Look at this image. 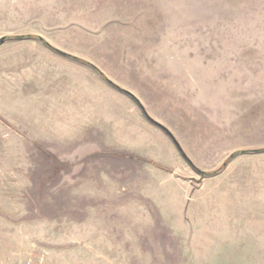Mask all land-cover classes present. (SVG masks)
Segmentation results:
<instances>
[{"label":"rangeland","instance_id":"1","mask_svg":"<svg viewBox=\"0 0 264 264\" xmlns=\"http://www.w3.org/2000/svg\"><path fill=\"white\" fill-rule=\"evenodd\" d=\"M0 38V264H264V0H0Z\"/></svg>","mask_w":264,"mask_h":264},{"label":"water","instance_id":"2","mask_svg":"<svg viewBox=\"0 0 264 264\" xmlns=\"http://www.w3.org/2000/svg\"><path fill=\"white\" fill-rule=\"evenodd\" d=\"M3 40V38H0V41H2ZM125 92L127 93V94H129V95H131L132 96V93H130L129 91H127V90H125ZM145 113V112H144ZM145 115H147L146 113H145ZM147 117L151 120V121H153L154 123H156L158 126H160L161 128H164V129H166L163 125H161L160 123H158V122H156V121H154L152 118H150L148 115H147ZM172 137V136H171ZM172 139H173V141H175L174 140V138L172 137ZM175 144L177 145V147L179 148V150L181 151V149H180V147H179V145H178V143L175 141ZM184 155V154H183ZM185 156V155H184ZM186 157V156H185Z\"/></svg>","mask_w":264,"mask_h":264},{"label":"trees","instance_id":"3","mask_svg":"<svg viewBox=\"0 0 264 264\" xmlns=\"http://www.w3.org/2000/svg\"><path fill=\"white\" fill-rule=\"evenodd\" d=\"M84 62H86V61H84ZM88 63V62H87ZM98 70V69H97ZM99 73L103 76V73L101 72V71H99ZM144 112V111H143ZM150 120V119H149ZM163 130H165L166 131V129H164V128H162ZM167 133H169L168 131H166ZM208 174V173H207ZM210 174V173H209Z\"/></svg>","mask_w":264,"mask_h":264}]
</instances>
